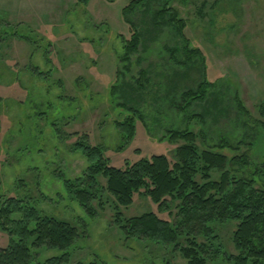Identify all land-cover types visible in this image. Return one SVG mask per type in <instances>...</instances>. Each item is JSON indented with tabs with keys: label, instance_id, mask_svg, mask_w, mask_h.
<instances>
[{
	"label": "rangeland",
	"instance_id": "rangeland-1",
	"mask_svg": "<svg viewBox=\"0 0 264 264\" xmlns=\"http://www.w3.org/2000/svg\"><path fill=\"white\" fill-rule=\"evenodd\" d=\"M133 1L0 0V196L24 198L80 229L64 250L41 244L40 261L68 252L61 264H188L171 244L126 236L111 195L90 200L88 210L70 194L66 183L78 185L88 166L75 148L80 136L103 146L120 167L153 153L175 158L183 139H169L174 128L192 129L201 148L228 156L235 149L252 165L264 160V0H144L126 12L141 32L126 64L119 57ZM165 4L183 19L186 41L168 22L154 24V11ZM186 51L200 56L188 58ZM203 81L210 82L203 100L185 107L183 92ZM122 88L142 116L130 134L118 126L128 115L118 105ZM118 208L125 216L178 217L174 204L170 214L159 211L143 193ZM234 226L215 224L229 252H235ZM8 238L0 230V248ZM220 258L205 264H224Z\"/></svg>",
	"mask_w": 264,
	"mask_h": 264
},
{
	"label": "trees",
	"instance_id": "trees-1",
	"mask_svg": "<svg viewBox=\"0 0 264 264\" xmlns=\"http://www.w3.org/2000/svg\"><path fill=\"white\" fill-rule=\"evenodd\" d=\"M77 2L87 4L89 0ZM143 3L144 0H135L125 10L131 31L130 36L123 39L124 54L119 59L126 64L141 43V32L126 12ZM153 15L155 21L162 19L172 25L186 41L184 21L175 8L165 4ZM154 24H158L157 21ZM186 54L188 58L199 55L194 56L189 51ZM117 76L120 77L118 70ZM208 86L210 82L203 81L195 89L184 91L185 107L203 100ZM116 93L113 88L112 95ZM128 95H131L129 89L122 88L118 105L127 110L128 115L118 120V126L130 134L134 133L136 121H142V116L128 104ZM241 110L245 114L244 109ZM259 112L264 118V101ZM168 137L183 139L176 147L175 158L153 153L149 157L126 160L120 167L111 163L103 146L91 144L87 134L80 136L75 148L86 157L88 166L84 180L78 185L67 182V189L88 210L90 200L97 197L102 200L101 195L105 193L111 195L115 223L126 236L171 244L179 248L188 264H205L211 256H220L226 264H264V160L252 165L247 153L238 154V150L232 149L237 153L228 156L222 149L201 148L196 143V133L188 128L170 129ZM136 193L150 197L162 212L170 214L174 204L178 217L173 222L155 211L125 216L118 207L129 206ZM229 221L235 224L231 236L235 252L226 250L215 228L217 222ZM0 230L9 237L8 244L0 248V264H61L69 260L68 252L40 261L35 249L41 244H50L64 250L80 235L74 223L44 214L34 204L16 196H0Z\"/></svg>",
	"mask_w": 264,
	"mask_h": 264
}]
</instances>
